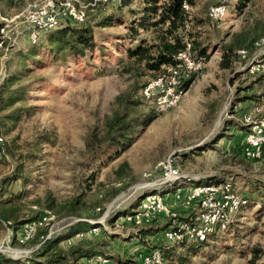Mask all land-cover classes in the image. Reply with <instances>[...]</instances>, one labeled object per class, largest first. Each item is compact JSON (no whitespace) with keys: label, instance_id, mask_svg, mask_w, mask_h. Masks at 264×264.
I'll return each instance as SVG.
<instances>
[{"label":"rangeland","instance_id":"1","mask_svg":"<svg viewBox=\"0 0 264 264\" xmlns=\"http://www.w3.org/2000/svg\"><path fill=\"white\" fill-rule=\"evenodd\" d=\"M39 1L0 0V15L15 17ZM78 1L89 5L83 26H90L94 37L93 50L83 57L68 53L60 29L42 35L36 45L21 37L0 55V72L4 77L16 75L14 88L22 94L16 106L20 108L18 121L0 124V254L25 261L40 247V231L46 230L51 237L77 221H87L96 226L62 242V249L80 242L85 247L105 243L100 256L113 264L137 263L154 248L165 250L164 264H179V257L187 258L185 264H264V156L252 161L243 157L245 130L240 123L246 112L259 108L264 113V74L249 75L239 60L226 70L219 65L223 49L230 44H241L235 51L250 49L263 36L264 0H251L241 10L237 0H231L225 17L217 22L207 18V8L222 0H200L188 6L192 16L204 21L193 32L208 48L205 67L196 73L181 102L158 113L136 134L129 149L113 159L110 153L100 154L97 161L86 152L88 137L92 132L100 136L106 121L124 112L116 102L119 96L133 83L143 85L161 69L153 74L142 71L143 76L125 71L130 66L125 53L132 25L129 9L141 11V0H134L121 13L114 6H90L94 0ZM107 17L109 24L100 27ZM141 35L149 41L152 38L150 33ZM138 98L139 104L126 110L131 117L156 111L140 93ZM168 158L185 176L182 179L230 181L240 196L251 200L230 230L218 233L195 254L187 255L185 249L163 241L167 219L146 228L124 223V216L116 219L117 213H133L145 195L167 192L165 202L170 203L174 189L188 192L190 184L176 182L169 190L159 184L156 165ZM148 173L151 177L144 178ZM76 197L85 205L87 218L71 215ZM183 210L180 207L181 216ZM40 217L47 219L46 224L21 244L23 226ZM91 259L78 264H90Z\"/></svg>","mask_w":264,"mask_h":264},{"label":"built area","instance_id":"2","mask_svg":"<svg viewBox=\"0 0 264 264\" xmlns=\"http://www.w3.org/2000/svg\"><path fill=\"white\" fill-rule=\"evenodd\" d=\"M120 2L121 0H94L90 6L100 4L104 7H112L119 5ZM229 3V0H222L218 5H211L207 12L209 19L214 22L222 20ZM88 6L78 0H41L27 5L23 12L15 17L5 18L0 15V55L16 45L21 37L27 38L33 45L40 41L42 35L62 25H83L87 20ZM182 8L187 11L188 5L183 3ZM237 56L239 61L244 62L249 75L264 74V35L253 43L252 51L239 49ZM176 60L175 65L162 67L140 93L142 100L153 104L157 113L176 107L186 94L181 88L183 80L192 73L202 71L207 63L204 58L194 57L190 44L178 54ZM4 78V74L0 72V85ZM240 123L245 130L243 157L249 161L262 158L264 113H261L259 108L246 112L242 114ZM1 142L3 140L0 137ZM155 170L160 175L159 184L163 186L184 178L171 158L158 163ZM150 177L151 174H144V178ZM167 195L168 193L161 195L158 192L145 195L137 209L121 219L136 228L151 227L158 220L167 219L168 223L162 231V239L169 245H179L183 242H204L213 232L226 231L235 222L242 207L247 205V201L235 191L230 181L192 186L186 193L176 188L170 203L165 202ZM180 207L184 208L182 212L184 216L180 214ZM46 220L40 217L26 223L22 228L20 243L28 242L37 228L46 224ZM90 264L113 263L107 257L97 256L90 260ZM124 264H164L162 249L154 248L144 254L139 262Z\"/></svg>","mask_w":264,"mask_h":264},{"label":"trees","instance_id":"3","mask_svg":"<svg viewBox=\"0 0 264 264\" xmlns=\"http://www.w3.org/2000/svg\"><path fill=\"white\" fill-rule=\"evenodd\" d=\"M197 1L200 0H141L142 9L137 12L130 8L134 0H121L119 5L114 6V10L117 11V13H121L125 8H130L129 13L132 18L139 17L137 19L131 18L130 23H132V25H130L128 33L126 34V41H129L130 45L125 53L130 62V66L128 65L125 71L131 73L135 70L136 74L134 75L143 76L145 72L153 74L164 66L175 65L177 63L176 58L178 54L186 49L187 44H190L191 51L196 59L204 58L207 62L208 48L199 41V34L193 32V29L199 28L203 25L204 21L192 16L189 11H185L182 8L183 3H186L189 7H194ZM250 1L251 0H237L236 6L241 10ZM219 3L220 2L212 5H218ZM209 7L207 8V12ZM109 17L105 18L99 26L105 27V25L109 24L111 21ZM207 18L209 19L208 15ZM83 25L74 26L66 24L57 28V30L60 29L58 33L61 34L62 39L64 38L65 40L64 43L68 48V53L74 57H83L86 52L94 48L93 30L90 26ZM141 33H150L152 35L151 40L149 41L147 38L142 37ZM257 39L258 38L252 42L250 49H246L247 51H251L252 45ZM237 45L241 46L240 43L234 42L223 49L222 58L219 63L221 69H229L232 63L238 60L237 51L239 49L235 51ZM142 71L145 72L140 73ZM195 75L196 73H192L187 79L183 80L182 90L187 91ZM155 76L156 75H154V77ZM16 82L17 76L9 75L4 78L0 85L1 125L7 122L15 123L20 116V108L16 106L22 101V94L19 89L14 88ZM146 83L141 86L137 83H133L126 93L119 96L116 102L124 112L114 113V115L106 121L104 131L100 136H98L97 132H92L88 137L85 145L86 152L94 161L100 159V154L110 153L111 159L120 156L134 143L136 134H138L140 130H144L156 119L158 116L156 111H153V114L150 113L142 117H131L126 111L132 106H137L139 104L138 93H141ZM238 100L242 101V99ZM220 138L221 136H218L214 143L211 144H215ZM18 178L19 177H16L12 180L16 181ZM179 182L180 186L183 184L203 186L222 183H212V181L207 183H194L188 179H180L177 183ZM177 183L165 186L167 188L166 190H169V187L176 186ZM242 197L247 201V205L242 207L241 210L249 207L251 202L249 197L244 195ZM135 207L136 205H132L131 209H136ZM70 212L72 216L78 219L88 217L84 215L85 205L81 203L77 197L70 206ZM127 212L128 211L117 213L116 219L125 216L128 214ZM4 216L7 221L10 222L9 216ZM109 223H112V220L109 221ZM234 225L235 222L224 232L230 230ZM14 226V228L17 229V224ZM94 226L96 225L87 221H77L68 227L64 233H59L48 238V232L46 230L40 231L39 237H42V241L40 247L34 252L35 255L33 257L21 261L11 260L0 254V264H78L82 259H91L95 256H100V254L104 253L103 248L107 246L105 243L99 244L98 247H85L84 242H80L69 247L67 250L60 247L62 242L91 230ZM216 235H218V233L213 232L204 242H183L179 245L172 246L185 249L187 255L195 254L198 250L206 247L209 241L215 238ZM162 253L164 258V249H162ZM186 261L187 258L179 257L176 262L185 264Z\"/></svg>","mask_w":264,"mask_h":264},{"label":"crops","instance_id":"4","mask_svg":"<svg viewBox=\"0 0 264 264\" xmlns=\"http://www.w3.org/2000/svg\"><path fill=\"white\" fill-rule=\"evenodd\" d=\"M229 1H230V3H229V4H231V2H232V1H231V0H229ZM233 1H234V0H233Z\"/></svg>","mask_w":264,"mask_h":264},{"label":"water","instance_id":"5","mask_svg":"<svg viewBox=\"0 0 264 264\" xmlns=\"http://www.w3.org/2000/svg\"><path fill=\"white\" fill-rule=\"evenodd\" d=\"M184 178H185V176H184Z\"/></svg>","mask_w":264,"mask_h":264}]
</instances>
